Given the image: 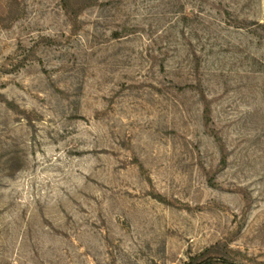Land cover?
I'll return each mask as SVG.
<instances>
[{
    "label": "rangeland",
    "instance_id": "1",
    "mask_svg": "<svg viewBox=\"0 0 264 264\" xmlns=\"http://www.w3.org/2000/svg\"><path fill=\"white\" fill-rule=\"evenodd\" d=\"M207 249L264 264V0H0V264Z\"/></svg>",
    "mask_w": 264,
    "mask_h": 264
},
{
    "label": "trees",
    "instance_id": "2",
    "mask_svg": "<svg viewBox=\"0 0 264 264\" xmlns=\"http://www.w3.org/2000/svg\"><path fill=\"white\" fill-rule=\"evenodd\" d=\"M183 19L185 20H189L186 16H183ZM209 249L205 250V252H201L198 257L200 258V260L198 261V257H192L190 259V262H188V264H214L215 261H224L226 262L227 260L220 258V257H215V256H210V255H205L206 251H208Z\"/></svg>",
    "mask_w": 264,
    "mask_h": 264
}]
</instances>
